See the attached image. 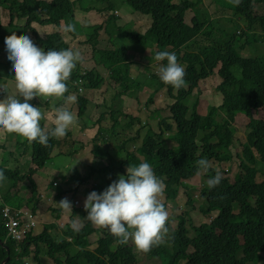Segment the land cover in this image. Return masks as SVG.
<instances>
[{
  "label": "trees",
  "instance_id": "trees-1",
  "mask_svg": "<svg viewBox=\"0 0 264 264\" xmlns=\"http://www.w3.org/2000/svg\"><path fill=\"white\" fill-rule=\"evenodd\" d=\"M114 1L116 0H97L95 7L85 4L82 9L97 14L103 7H108L109 12L113 13L116 11ZM207 1L212 12L200 9L202 0H124L135 13L150 16L152 25L143 34L145 36L134 30L125 31L122 27L118 28L117 33L122 37H131L132 42L139 46L155 45V53L174 52L178 63L186 70L187 86L176 91L166 85L169 95L175 99V104L171 107L175 130L172 125H167L169 134L166 138L164 130L158 133L150 132L144 137L140 147L133 152L128 151L124 159L117 164L123 172L124 167L139 165L141 162L149 163L165 183L166 204L172 205L178 197L180 187L187 188L185 181L197 174L196 161L207 158L211 165L233 161L230 152L236 133L233 122L238 114L248 117L250 121L245 132L246 141L242 144L241 153L237 155V174L233 179L222 176L219 186L211 190L206 181L201 190L203 201L199 210L204 216L217 213L213 221L194 228V234L189 236L184 227L185 221L181 220L178 230L171 233L167 244L154 247L144 254L149 260L159 259L160 264H179L181 261H186L187 264H259L264 262V172H261L264 171V119H254L253 116L264 108V14H256L255 10L264 9V0H241L239 6L231 0ZM76 6V3L70 0H52L50 3L40 0H0V10L7 7L10 12V23L4 30L5 35L7 37L13 32L24 35V31L30 30L45 51L68 49V44L63 42L59 34L47 35L44 40H40L31 26L34 23H52L60 27L62 22L75 25ZM189 10L195 13L191 24L186 22V13ZM227 10H230V13L225 12ZM113 16L115 15L113 14L110 20L115 19ZM17 19L24 20L25 27L15 25L14 21ZM109 21L93 26V32L87 39L97 44L99 32L104 31L108 41L113 42L115 28ZM20 30L24 31L19 33ZM246 49L251 52V56L244 58L240 54ZM129 51L126 47H121L120 50L116 48L113 51H99V63L108 71L110 69L125 75L129 68ZM5 53L7 62L4 65L0 63V78H11L14 74L11 70L12 62L8 60L7 51ZM155 53L151 56V62L152 59L155 62ZM3 66L6 68L4 74L1 72ZM131 72L137 74L134 70ZM215 76L221 79L216 91L222 102L220 101L218 106L209 107L205 114L200 115L197 99L200 94L199 83ZM95 80H103L96 70L87 72L84 76L86 85H93ZM150 80L157 87L163 86L158 75H151ZM129 88L135 86L131 85ZM79 100L80 114L83 115L87 100L83 97ZM106 105L111 107V104ZM133 125V121L128 124L130 128ZM115 127L114 124L112 135L119 132ZM112 140L111 137L110 140L104 141L103 146H95V157H104L110 150H125L127 141L117 144L111 142ZM56 143L57 139L53 138L50 140L51 146L43 148L39 143L28 144L24 141L32 151L33 162L40 169L51 159ZM216 169L211 166L205 175L207 180L215 176ZM260 173L263 181L258 183L257 177ZM4 174L8 183L10 179L13 180V183H9L13 190L5 193V181L0 182V203L1 200L9 202L10 197L19 193L18 184L28 182L31 196L26 197L25 206L37 211L40 197L37 196L35 179L30 175L19 176L18 172L15 178L9 169H6ZM86 182L85 179H74L75 189ZM61 193V190H58L53 207L59 206L58 203L63 198ZM191 201L192 198L189 197V203ZM19 208L21 205L13 209ZM59 214L60 211L56 218H59ZM1 216L0 211V220ZM91 232L92 228L88 225L74 234L73 243L63 241L60 244H55V237L43 233L38 237L28 238L26 243L21 245L22 253L28 254L30 246L35 244L34 252L36 257H39L42 251L40 245L46 243L54 264H140L129 243L120 245L112 235L98 240L97 247L90 250L87 236ZM10 249L12 250L11 247ZM59 254H63L65 258L57 256ZM7 257L6 250L0 246V264ZM10 257L7 264H13L12 252Z\"/></svg>",
  "mask_w": 264,
  "mask_h": 264
},
{
  "label": "clouds",
  "instance_id": "clouds-1",
  "mask_svg": "<svg viewBox=\"0 0 264 264\" xmlns=\"http://www.w3.org/2000/svg\"><path fill=\"white\" fill-rule=\"evenodd\" d=\"M40 1L50 3L52 0ZM70 1L75 2L77 5L76 9L74 10L75 25L71 23L67 25L66 23L62 22L60 27H56L52 23H48L46 25L34 23L31 26V28H33V30L38 34L40 40L45 39L41 33V31L44 29L47 31L46 36L59 34L63 42L69 46L68 49L61 50L49 49L45 51L42 49V44L38 42L35 34L30 30L19 31V33L24 31V35H17L15 32H13L11 35L6 37L4 30L10 23V12H8L6 7V13L8 14L9 22L4 24L3 14L0 10V47L4 48V54H2L4 60H1L0 63H3L4 65V63L7 62L5 53V51H7L8 60L12 62L11 70L14 73L11 78H6L5 76L0 78V136L4 139V142H2L4 144L0 143V159L2 158V160L3 156L7 152L8 143L12 142L14 144L13 151L10 152V156L13 157V155L17 153L18 148L22 150V144L25 140L28 144L36 142L39 143L43 148H49L51 146L50 140L53 138L57 139V143L51 156L57 155L56 151L59 142H63L64 139L69 138L71 135L69 133L70 129L74 127L75 124L78 125L80 123V119L87 115V105L91 102V100L88 96L84 95L85 91H94L100 89L105 83V79L103 78L99 68L104 70V72L110 78L113 77L112 79H114L119 84L121 91L117 93L114 89L110 88L109 86L107 87V90L110 91L111 94L108 96V98L107 95H104L105 101L102 105L107 110H109L110 115L106 112L101 113L100 118L96 123H93L87 119L81 122L82 129L88 132L94 131L97 127V130L93 136V148H95V146L103 145L104 141L111 139V136L113 140H116L111 132L113 126L109 129H106L101 125L102 121L107 116L114 120V124L117 128L120 127V124L116 119L118 114L125 115L126 117H132L133 112L129 110L126 114L122 113V106L118 101L122 94L134 89L129 88V86H131L129 85V81L133 80L134 82V80L139 76L138 71L130 68L131 64L129 61L133 60L131 58L132 56L130 55V51V57L127 61L129 68L125 75H121L119 72L114 70L109 69L108 71L105 68L103 69L99 63V51H113L116 48L120 50L121 47H126L131 50V47L137 44L131 42V45L129 46L127 44L128 39H126L128 37H123V39L120 41V45H118L116 37L119 34L117 33L118 29H115L114 31L113 42L108 41V39L103 41L107 46L104 50L97 48L101 40H98V43L94 44V41H89L87 37L80 38V35L83 33L82 31H84L89 25L94 26L93 23L96 20L100 21L101 23L98 25H101L104 22L109 21L114 14L115 16L113 17H115V19L109 21H113L112 23H114L116 19H119V14L117 11L110 13L108 7H103L97 12V14H94L91 11V13H89L88 11L82 9L85 4L95 7L98 4L97 0ZM231 2L236 6H239L241 0H231ZM189 11L193 12L192 10ZM189 11H187V13ZM139 16H144L148 20V17H150L148 15L145 16L141 14H139ZM14 23L15 25H22L25 27L24 20L17 19L14 21ZM151 25L152 20L149 21L148 30L151 28ZM138 34L145 36L141 33ZM87 46H90L92 49L89 55L91 61L95 65L94 68L90 70H85L83 68L84 64H86L85 62H87L88 59L84 58L81 51L79 50L81 47L86 49ZM147 46L148 45L142 47ZM154 59L155 62L152 59V64H159V67L155 65V68L157 69L156 75H158L159 81L161 84H163V86L157 87L153 82H151L150 75L144 83L148 84L150 87H153L154 91H150L146 94L153 95V93L158 92L161 88L165 89V91L169 94L166 85L171 86L176 91H179L180 89L187 86V81L185 79L187 75L186 70L180 63H178L177 55L174 52L159 51L155 53ZM164 61L167 63H162ZM135 64L139 68L141 67V63L135 62ZM3 68L5 72L6 68L4 66ZM92 70H96L101 75L103 80H95L93 85H86L84 76H86L87 72ZM131 70L136 71L137 74L134 75ZM146 70H148V66L146 67ZM9 82L14 84L15 90L13 92H11L12 90L8 88ZM201 83L202 81L199 84L201 85ZM132 86H135V84L133 83ZM135 88L136 93L130 95L132 96L133 100L139 101L140 93L144 92L143 85L138 83ZM80 97H83L84 100H87L83 115L80 114L79 110ZM32 100L33 102L31 103ZM106 104H111V107H108ZM51 110L54 113V117L49 116L48 114L51 112ZM41 121L48 122L51 129L48 128L47 124L43 125ZM137 121L139 122V119H137ZM169 121H172V123H169ZM90 124H94L95 127H88ZM159 125L160 129H158V131H148L145 137H147L150 132L158 133L160 130H164L166 138L169 134L167 131V125H172L173 130H175V123L172 120V113L170 120L162 119ZM125 127L130 128L128 123L125 125ZM7 134H15L23 138V143L22 141L10 139L9 135ZM126 148L127 147H125V150L123 151L125 153L129 151V149L127 150ZM73 152L75 154L76 150ZM76 154L78 155V152ZM28 157L27 164L31 162L30 167L36 166L33 163V154H31V158L30 156ZM100 157H102L104 160L106 159L105 156H99L96 158ZM224 163L226 162H218V164ZM196 165L198 169L197 175H200L202 172L206 175V173L211 168V163L207 158L199 159L196 161ZM43 168L40 169L38 166H36L34 171L30 170L31 173L27 175L24 173L23 176L30 175L34 178V176H36L38 173L43 172ZM6 169L10 170V168L5 167L0 160V182L5 181V184L8 181L7 176L4 174ZM124 172L125 174L127 172V176H125ZM101 174H105L106 177H101ZM121 174L122 175L113 173L110 169V166L104 167L103 171L94 179L98 181L94 185V188H96L98 191H101L102 193L92 191L88 194V196L85 195L84 191L80 189V187H78L77 190L75 189L76 186H68L66 188H63V186L62 188H59L56 182V189L57 191L61 190V196L63 195V198L58 203L59 206L53 207V209L48 208V213L50 218H52V221L42 220L43 213L40 206H38L37 211H33L28 206H24L15 210L2 202L3 206L0 207V211L2 213L0 228H3L10 242L4 243L0 239V246L6 250L9 261L11 259V252L13 258V254L16 252L18 257H20V260L25 259L29 262H26L25 264H54L53 258L48 252L46 253V256H48L47 258L46 256H42L45 248L50 251L48 244L45 243L44 245H40L42 251L39 257H36V253L34 252L36 249L35 244L30 246L28 254L22 253L21 245L26 243L28 238L38 237L43 233L55 237V244H60L63 241L73 243V239H75L74 234L80 232L88 225H90L92 228V232L87 236L90 244V250H94L97 247L98 240L100 241L101 239H105L111 235L116 238L117 243L120 245H127L129 243L133 253L136 255L138 253L145 255L144 253H149L154 247H159L165 244L169 236V214L167 211L166 201L163 203L161 199L165 191L164 181L156 175L153 167L147 162H141L139 165H130L129 167H124V171L121 172ZM117 176H119L118 180L111 183L110 181ZM225 176L229 175L225 174ZM259 177H261L262 180H259ZM221 180L222 173L219 169H216L215 176H211L207 180V187L210 190L214 189L219 186ZM262 181L263 176L260 173L257 177V182L261 183ZM66 182L68 183L69 181ZM88 183L89 181L87 180L86 184L84 185H87ZM5 184L3 185L5 186ZM56 196L50 200L51 203H53V200H55ZM48 198L50 199V197ZM82 202H84V205ZM54 210L57 211L54 213ZM58 211H60L59 218H56ZM6 212H8L9 215L6 216ZM213 214H215V216L209 218L208 222L201 224L198 227H193L192 232H190L184 222V227L188 230L189 236L194 234V228H199L202 225L210 224L216 217L217 213H212L210 216H206L211 217ZM15 215H17V218H19L20 221V226L18 229L20 237L18 238L14 237L7 229L10 216ZM81 222H86L87 224L82 225L79 228L78 223ZM180 224L181 222L178 223V228ZM24 230H26V232H23ZM52 230H57L59 233L52 235ZM93 239H95L94 242ZM130 241L134 244V246H132ZM9 246L12 248V250ZM57 256H63L65 258L63 254H59Z\"/></svg>",
  "mask_w": 264,
  "mask_h": 264
},
{
  "label": "rangeland",
  "instance_id": "rangeland-1",
  "mask_svg": "<svg viewBox=\"0 0 264 264\" xmlns=\"http://www.w3.org/2000/svg\"><path fill=\"white\" fill-rule=\"evenodd\" d=\"M49 1V0H46ZM194 1V0H192ZM115 2V9L119 14V19H116L114 23H112V26L115 29L118 28H124L125 31H132L135 30L138 33L144 34L148 28H149V21H151L150 17L149 20L144 16H139V14L135 13L132 8L127 5L124 0H116ZM201 10H208L209 12H212L211 8L208 7V1L202 0V3L200 4ZM1 12L3 14V23L7 24L9 22L8 14L6 13V7L1 8ZM227 13H230V10L225 11ZM256 14H264L263 8H256L255 10ZM221 16V15H220ZM195 17V13L189 11L186 15V22L188 24H191L193 21V18ZM101 22L96 20L93 24L94 26H97ZM111 23H108L110 25ZM132 25V29L130 27ZM84 26V25H83ZM246 26V25H245ZM80 35L81 37H87L90 35L91 32H93V25H89ZM43 34V37H46L47 31L44 29L41 31ZM117 43L120 45V41L123 39V37L118 34L117 36ZM128 39V45H131L132 39ZM101 42L98 45V49L104 50L106 49V45L103 41L107 40V35L104 31L99 32V39ZM264 48V45L262 46V49ZM84 56V58H87L88 61L85 62L83 68L85 70H90L94 68V63L90 59L89 53L92 51L90 46H87L85 49L84 47H81L79 49ZM156 52V46L150 45L147 47H142L139 45H133L130 50V55L133 56V60H130L129 63L131 64L130 68L136 70L139 72V76L134 80L129 81V85H132L133 83L136 85L142 84L143 85V93H140L139 101L133 100L132 96L130 94L136 93V88L132 89L131 91L126 92L125 94H122L120 96V99L118 100L119 103H121L122 106V113H127V111H131L132 117H126L125 115L118 114L116 116V119L118 123L120 124V127L117 128L119 132H117L114 135V138L116 140H112L113 143H119L121 144L124 141H127L126 149L130 152L135 151L138 147L142 145V141L144 137L146 136L148 131H158L160 129V122L162 119L170 120L171 118V106L175 103V99L171 97L165 89H160L158 92L153 93V95L146 94L150 91H154L153 87H150L148 84H145V80L149 78L150 75H156L157 69L155 68V65L159 67V64H152L149 63L151 61V55H153ZM4 54V48L0 47V61L4 60V57L2 56ZM240 56L247 58L251 56V52L246 49L245 52H241ZM135 62L141 63V67L139 68ZM149 64V65H148ZM148 66V70H146V67ZM103 68V67H102ZM104 69V68H103ZM101 74L103 75V78L105 79V83L100 89L94 90V91H85L84 95L88 96L91 102L87 105L88 111L87 115L80 119V123L78 125H74L69 131L71 134L69 138H66L59 142L58 148H57V155L51 156L52 158L48 161L47 165L43 168V172L38 173L36 176H34L37 187H38V196L40 197L39 200V206L42 208V220L44 221H52V218H50L48 213V208L51 206L53 208L54 202L51 203L50 200L57 195V187L56 182L58 184L59 188H66L68 186L75 187L74 179L79 178L82 180H88L89 183L87 185H84L80 187L85 193L86 196H88L89 193L92 191H96L97 193H102L101 191H98L96 188H94V185L98 182L97 180H94L98 174H100L103 171L104 167L110 166V169L113 173L122 175L121 167L118 166L117 162L122 161L126 155L125 152L117 151V152H108L106 155V159L104 160L102 157L96 158L93 155L92 150L93 148V136L97 130V127L94 131L88 132L82 129L81 122L83 120H90L93 123H96L98 119L100 118V114L106 112L110 115L109 110H107L105 107H103V102L105 101L104 95L108 96L111 94L110 91L107 90V87L114 89L117 93H119L120 86L119 84L112 78H110L104 70L99 68ZM1 72L4 73V68L1 69ZM14 79V77H13ZM1 83V80H0ZM221 83V79L218 76H215L214 78H208L207 80L202 81L201 86L199 88L200 94L197 96V99L199 101V107L198 112L200 115H203L206 113L207 109L211 106H218L220 101L222 102L221 98L218 96V92L216 91V88ZM8 88L12 91L15 90L14 84L12 82L8 83ZM217 94V95H216ZM216 95V96H215ZM152 98V99H151ZM41 100V99H40ZM33 100L31 101V103ZM44 103V102H43ZM49 116L54 117V113L51 110L50 113H48ZM253 116V115H252ZM253 118H259L264 119V109L259 110L254 113ZM139 119V122L136 121ZM50 120V119H49ZM51 121V120H50ZM133 121L132 128L125 127V125ZM250 119L243 116V115H237L233 122V127L236 129L235 137H234V145L230 149L231 154L233 155V161L226 162L224 164L220 165H211L217 169L220 170L222 173V176L224 177L225 174H228L231 179L234 178V176L238 172V165L239 161L237 159V155L241 153L243 147L242 144L245 143V132L247 130V125L249 123ZM43 125L47 124L48 128L51 129L48 122L41 121ZM169 123H172V121H169ZM52 124V123H51ZM114 124V120L109 118L108 116L102 121L101 125L109 129ZM88 127H95L94 124H90ZM138 131V133H137ZM9 135V138L12 140H18L22 141L23 138L15 135V134H7ZM4 142V139L0 136V143ZM4 144V143H2ZM8 149L5 155L0 159L3 163V165L7 168H10V172L14 173L15 178L18 176L16 175V172L19 173V176H23L31 173L30 170H33L36 168V166H31V162L27 164V159L30 156L32 151L28 149V146L24 143L22 144V150L18 148V151L16 154L13 155V157L10 156L11 148L14 147V144L8 143L7 144ZM103 146V145H99ZM170 146H174L173 143H170ZM25 150V154H24ZM74 150H76L74 154ZM78 152V155L76 154ZM24 154V155H23ZM23 155V156H21ZM21 156V157H20ZM218 163V162H217ZM46 170V171H45ZM92 175V177H91ZM101 177H106L105 174H101ZM119 176L112 179L110 182L118 180ZM259 180H262L261 177H259ZM66 181H69L68 183ZM72 181V182H70ZM207 181V178L205 176V173H201L200 175H195L192 179L185 181V184L187 185V188L185 186L180 187L178 197L174 202L167 205V211L169 214V224L170 227L169 230V236L166 240V243H168V240L171 237V233L178 229V223L181 222V220L185 221L186 227L192 232L193 227H198L201 224H204L209 221V218H212L215 216L213 214L211 217H206L201 214L199 211V207L201 202L203 201L201 198V190L204 188L205 182ZM9 183H13V180L10 179ZM7 181L5 186L3 187L6 189L5 193L10 192L12 189V186ZM53 184V185H52ZM19 193L15 197H10L9 202H4L1 200L0 207L3 206L4 202L8 207L10 208H17L18 205H21V207H24L27 202L26 197H30L31 193L28 191L30 188V185L27 182H21L17 186ZM15 191V190H14ZM2 193V192H1ZM165 193H163V196L161 197L162 202L165 203ZM50 197V199L48 198ZM189 197L192 198V201L189 203ZM48 199V200H47ZM19 201L21 204H19ZM84 205V202H82ZM87 224L86 222L78 223V227L80 228L82 225ZM59 233L57 230H52L51 234L56 235ZM93 238V237H91ZM0 239L4 243L10 242L8 237L6 236L3 228H0ZM95 239H93V242ZM132 246L134 244L130 241ZM48 252V249H44V252L42 253V256H46V253ZM14 258H13V264H25L28 262L25 259H21L18 257L17 253L14 252ZM48 256H46L47 258ZM137 258L140 264H160L159 259L156 260H149L147 256L142 255V253L137 254ZM64 260V259H63ZM45 261V260H44ZM29 263V262H28ZM180 264H186V262H180ZM259 264H264V262H260Z\"/></svg>",
  "mask_w": 264,
  "mask_h": 264
},
{
  "label": "built area",
  "instance_id": "built-area-1",
  "mask_svg": "<svg viewBox=\"0 0 264 264\" xmlns=\"http://www.w3.org/2000/svg\"><path fill=\"white\" fill-rule=\"evenodd\" d=\"M5 215H9L8 212L5 213ZM20 226V221L19 218H17V215L15 216H10V221L8 222V227L7 229L12 233V235L16 238L20 237V234L18 232ZM23 232H26L24 230Z\"/></svg>",
  "mask_w": 264,
  "mask_h": 264
},
{
  "label": "water",
  "instance_id": "water-1",
  "mask_svg": "<svg viewBox=\"0 0 264 264\" xmlns=\"http://www.w3.org/2000/svg\"><path fill=\"white\" fill-rule=\"evenodd\" d=\"M8 261H9V258H7V259L3 262V264H6Z\"/></svg>",
  "mask_w": 264,
  "mask_h": 264
},
{
  "label": "crops",
  "instance_id": "crops-1",
  "mask_svg": "<svg viewBox=\"0 0 264 264\" xmlns=\"http://www.w3.org/2000/svg\"><path fill=\"white\" fill-rule=\"evenodd\" d=\"M11 92H13V91H11ZM11 92H10V93H11ZM111 137H112V136H111ZM11 151H13V148H11Z\"/></svg>",
  "mask_w": 264,
  "mask_h": 264
}]
</instances>
